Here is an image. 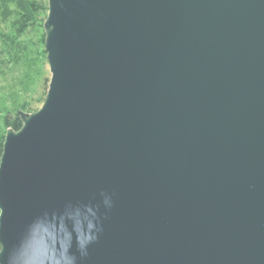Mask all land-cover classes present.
<instances>
[{"label": "water", "instance_id": "obj_1", "mask_svg": "<svg viewBox=\"0 0 264 264\" xmlns=\"http://www.w3.org/2000/svg\"><path fill=\"white\" fill-rule=\"evenodd\" d=\"M51 74L0 161V264H264V0H48Z\"/></svg>", "mask_w": 264, "mask_h": 264}, {"label": "trees", "instance_id": "obj_2", "mask_svg": "<svg viewBox=\"0 0 264 264\" xmlns=\"http://www.w3.org/2000/svg\"><path fill=\"white\" fill-rule=\"evenodd\" d=\"M48 11V4L38 0H0V18L9 30L0 32V76H5L9 70H23L11 89L3 90L0 97V161L7 131L18 132L22 128L19 113H32L31 106L22 101V96L31 94L32 87H37L39 65L48 64L44 33ZM34 33L38 35V42L28 39ZM49 84L47 78L43 104Z\"/></svg>", "mask_w": 264, "mask_h": 264}, {"label": "rangeland", "instance_id": "obj_3", "mask_svg": "<svg viewBox=\"0 0 264 264\" xmlns=\"http://www.w3.org/2000/svg\"><path fill=\"white\" fill-rule=\"evenodd\" d=\"M45 4H48V0H38ZM8 25L4 24L1 21L0 18V32H8ZM45 33V30H44ZM28 39L33 40L34 42H38V35L31 34L29 35ZM23 70L18 69L15 71L9 70L5 72V76H0V97H2L3 90H10L12 85L15 84L16 79H18ZM4 76V77H3ZM39 81L37 84V87H32L31 94L23 95L22 101L28 102V104L31 106V112L32 113H25L26 115L37 113L43 106V99H44V93L46 92V85L45 80L47 78L51 79V74L49 70V64H40L39 65Z\"/></svg>", "mask_w": 264, "mask_h": 264}]
</instances>
